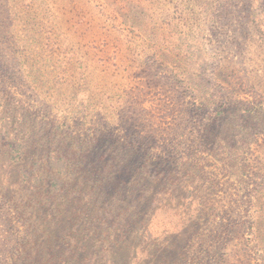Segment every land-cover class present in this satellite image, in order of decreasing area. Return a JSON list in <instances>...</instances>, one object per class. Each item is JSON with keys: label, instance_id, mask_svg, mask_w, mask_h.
I'll return each mask as SVG.
<instances>
[{"label": "rangeland", "instance_id": "rangeland-1", "mask_svg": "<svg viewBox=\"0 0 264 264\" xmlns=\"http://www.w3.org/2000/svg\"><path fill=\"white\" fill-rule=\"evenodd\" d=\"M0 264H264V0H0Z\"/></svg>", "mask_w": 264, "mask_h": 264}, {"label": "trees", "instance_id": "trees-1", "mask_svg": "<svg viewBox=\"0 0 264 264\" xmlns=\"http://www.w3.org/2000/svg\"><path fill=\"white\" fill-rule=\"evenodd\" d=\"M52 160L55 161L56 159H52ZM52 160H50L49 163H51ZM63 168L65 169V166H64V165H63ZM68 168H69V166H68ZM58 178H59V177H54V178H52L51 180H54V181L58 180V181H59ZM51 182H52V181H51ZM46 183H47V181H46ZM81 184H83V185L85 184V185H86V183H81ZM90 184L92 185L93 183L90 182ZM86 186H87V185H86ZM88 187L91 189V187H90L89 185H88ZM49 188H50V187H49ZM22 244H23V243H22Z\"/></svg>", "mask_w": 264, "mask_h": 264}]
</instances>
